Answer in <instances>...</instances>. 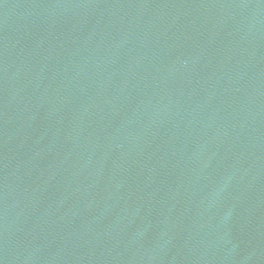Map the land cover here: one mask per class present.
<instances>
[{
    "label": "water",
    "instance_id": "water-1",
    "mask_svg": "<svg viewBox=\"0 0 264 264\" xmlns=\"http://www.w3.org/2000/svg\"><path fill=\"white\" fill-rule=\"evenodd\" d=\"M0 264H264V0H0Z\"/></svg>",
    "mask_w": 264,
    "mask_h": 264
}]
</instances>
